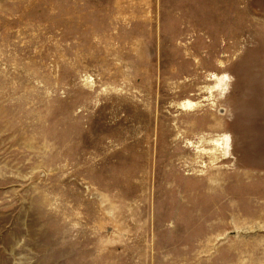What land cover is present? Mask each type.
<instances>
[{
  "label": "rangeland",
  "instance_id": "374dc122",
  "mask_svg": "<svg viewBox=\"0 0 264 264\" xmlns=\"http://www.w3.org/2000/svg\"><path fill=\"white\" fill-rule=\"evenodd\" d=\"M188 2L153 51L0 0V264H264V0Z\"/></svg>",
  "mask_w": 264,
  "mask_h": 264
},
{
  "label": "crops",
  "instance_id": "0c3cea01",
  "mask_svg": "<svg viewBox=\"0 0 264 264\" xmlns=\"http://www.w3.org/2000/svg\"><path fill=\"white\" fill-rule=\"evenodd\" d=\"M60 4L61 18L62 10L64 13V27L68 25L74 31L79 24L86 28L92 27L95 19H98L95 24H102L103 18L113 17L116 10V15L122 18V25L126 27L121 36L127 47H135L137 42V48H144L147 42H152L148 47L153 51L156 50L155 47L160 51L164 47L171 49L193 33V29H189L193 24L188 22L191 9L188 0H60ZM108 25L110 26V20L109 23L106 21V26ZM89 34L88 40L94 41L91 32ZM192 40H195L193 35ZM74 53L77 54L76 48ZM152 54L138 52L139 56Z\"/></svg>",
  "mask_w": 264,
  "mask_h": 264
}]
</instances>
